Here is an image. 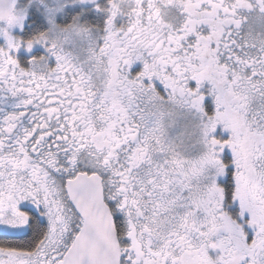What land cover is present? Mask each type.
I'll use <instances>...</instances> for the list:
<instances>
[{
  "label": "snow or ice",
  "instance_id": "1",
  "mask_svg": "<svg viewBox=\"0 0 264 264\" xmlns=\"http://www.w3.org/2000/svg\"><path fill=\"white\" fill-rule=\"evenodd\" d=\"M0 264H264V0H0Z\"/></svg>",
  "mask_w": 264,
  "mask_h": 264
}]
</instances>
